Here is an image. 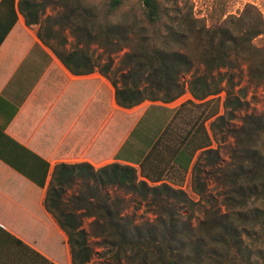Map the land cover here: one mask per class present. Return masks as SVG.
I'll use <instances>...</instances> for the list:
<instances>
[{"label":"trees","instance_id":"16d2710c","mask_svg":"<svg viewBox=\"0 0 264 264\" xmlns=\"http://www.w3.org/2000/svg\"><path fill=\"white\" fill-rule=\"evenodd\" d=\"M58 5L64 14L56 24L67 27L74 40L69 52L48 45L50 27L42 33L47 5L18 3L25 25L38 27L37 37L73 75L97 68L87 52L91 45L106 54L126 49L117 80L100 70L115 88L120 108L178 100L184 94L180 80L194 66L192 43L200 47L197 60L204 70L191 75L190 98L174 110L137 167L55 166L43 205L67 237L71 264H264V114H248L240 126H228L233 143L227 162L211 148L217 130L242 105L231 96L230 84L221 100V81L213 74L240 58L250 79L264 84V48L254 44L264 34L259 10L248 4L237 16L207 25L192 7L185 11L181 0H58ZM205 175L219 189L220 204L210 197L211 207L191 224L178 206L189 202L182 186L189 177L191 191L203 199ZM117 190L149 201L156 208L152 220L136 223L124 214L126 201Z\"/></svg>","mask_w":264,"mask_h":264},{"label":"crops","instance_id":"0c3cea01","mask_svg":"<svg viewBox=\"0 0 264 264\" xmlns=\"http://www.w3.org/2000/svg\"><path fill=\"white\" fill-rule=\"evenodd\" d=\"M18 3L0 0V264H45L22 246L71 264L67 237L43 205L54 168L137 166L148 149L129 139L145 112L118 107L97 69L71 74Z\"/></svg>","mask_w":264,"mask_h":264},{"label":"rangeland","instance_id":"374dc122","mask_svg":"<svg viewBox=\"0 0 264 264\" xmlns=\"http://www.w3.org/2000/svg\"><path fill=\"white\" fill-rule=\"evenodd\" d=\"M37 1L47 5L46 10L41 17V29L42 33H44L46 27L52 29V36L49 39H46L48 45L60 52L71 51L73 49L74 40L68 28L56 24L57 20L64 14V10L58 5V0ZM248 4L255 6L264 20V0H181V5H183L185 11L192 7L194 16L204 20L207 25L220 23L229 15L237 16ZM175 18H177V16L174 15L173 19L175 20ZM254 44L264 48V34L254 40ZM87 49L92 61L97 65L96 69L100 73L101 69H107V75L117 80L119 76V61L126 52V49L113 54L103 53L96 45H91ZM188 49L190 50L189 52L192 60H194V66L191 72L183 75L180 80L183 84L184 94L178 100L170 104L146 101L138 106L140 111H144L145 113L141 122L132 133L129 143H133L138 139L141 140L142 151L143 149L149 148L150 143L163 129L178 105L190 98L188 81L191 75L204 74L203 67L197 60L200 52L199 45L197 43H192L189 45ZM213 76L215 82L221 81L220 88L222 91L218 94L221 100L225 97V87L230 84L231 96L239 98L242 103L241 107L234 112V118L231 121H228L225 127L217 130V138H214L211 147L213 149H218V153L222 160L227 162V154L233 142L232 139L227 137L226 129L228 126H240L241 119L245 115L264 114V84L256 83L250 79L248 64L240 58L232 63L231 68L221 69L215 72ZM231 110V107L228 108V111ZM130 159L136 161L137 158L132 157ZM205 179L207 180V191L204 194L203 199H200V197L191 191L189 177L182 186V190L189 198V202L184 205L179 203L178 206H181L191 218V224H196L198 220L202 219L204 212L211 207L210 203H208L210 197L213 198L215 206L220 204V196L218 195L219 189L215 186V183L211 178L209 179L208 176L205 175ZM116 193L119 196H123L126 201L121 205L124 214L134 216L136 223L144 222L145 220H152L153 210L156 208L153 209V206H149V201H142L134 196L125 195L123 194L124 192L120 190H117ZM89 221L90 220H86L85 222ZM90 242L91 244H94L96 241L91 239Z\"/></svg>","mask_w":264,"mask_h":264}]
</instances>
